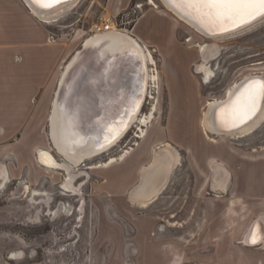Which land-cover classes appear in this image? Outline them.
Here are the masks:
<instances>
[{"label": "rangeland", "instance_id": "obj_1", "mask_svg": "<svg viewBox=\"0 0 264 264\" xmlns=\"http://www.w3.org/2000/svg\"><path fill=\"white\" fill-rule=\"evenodd\" d=\"M152 1L155 5L150 0H78L51 22L38 19L24 4L28 15L23 23L40 31V45L35 52H26L24 79L19 81L24 95L1 98L8 107L0 113V140L14 142V152H2L0 163L19 176L12 179L9 172L10 182L0 188V264H254L258 255L263 258L260 250L238 242L256 210L247 212L237 205L225 213L224 203L216 206L219 199L206 193L212 200L206 204L198 190L206 179L210 181L208 162L215 157L214 149L231 146L250 154L264 152V120L244 136L217 135L214 141L200 126L206 100L224 96L232 83L248 74L264 75V16L231 34L208 37L178 18L162 0ZM12 8L11 2L0 0L2 21L13 20L8 15ZM106 13L117 14L116 29L134 33L151 50L159 88L157 83L149 87L137 119L115 146L74 168L81 172L75 178L80 192L64 190L63 196L56 194L63 171L39 167L35 147L51 149L64 162L48 135L51 101L63 67L91 35V23ZM211 42L220 50L207 62L214 76L204 83L197 69L202 57L196 44ZM170 46L172 54L167 51ZM174 55L182 58L177 61L182 72L176 75L187 79L182 93L190 91L188 95L169 96L165 66ZM17 101L24 103L25 111L19 115L22 125L14 129L16 114L10 110ZM142 117L148 119L145 125L139 124ZM141 129L145 137L140 136ZM166 144L177 150L179 161L163 191L145 207L133 204L128 191L138 181L140 167L150 162L155 145ZM193 146L202 147L205 158L198 160ZM111 157L116 160L101 166ZM58 200L62 201L53 210ZM22 245L26 247L21 249ZM24 248L28 254L10 257Z\"/></svg>", "mask_w": 264, "mask_h": 264}, {"label": "bare ground", "instance_id": "obj_2", "mask_svg": "<svg viewBox=\"0 0 264 264\" xmlns=\"http://www.w3.org/2000/svg\"><path fill=\"white\" fill-rule=\"evenodd\" d=\"M77 1L78 0H70L68 2H64V3L56 6V8L54 7V9H52L48 12H38L35 9L30 10V12L44 22H51V21L58 19L64 12L73 8L77 4ZM150 1L155 5V3L152 0H150ZM162 2L178 18H180L181 20H183L188 25L192 26L195 30L204 34L205 36H208V37L224 36V35L231 34L233 32L238 31V30H234L230 33H223V34H219V35L207 34V32H204V30H205V28L209 29L210 22L212 24L218 23V22L214 21L212 18H210L209 15H207L209 10L204 9V8L198 9L195 6H192L190 3V0H162ZM171 3H174V5L179 7V9L176 10L175 6ZM189 40H190V38H189ZM83 41H85V44L88 47V51H89L88 58L86 61L79 64V67H77L75 69V71L73 72L72 80L73 79L74 80H73V82H71L72 91L74 90L75 87H77V83H75L76 79H77V81H79V85H80L85 80V77L88 78V75H94L95 77H99L100 72H101V68H102V62L106 63L105 61L107 60V59L105 60V58L110 59V57H117V56L126 57L128 55V58L130 60H132L131 63H134V66H136L135 72L138 73V75H140L143 71V74H144L143 91H142L141 96L138 99H136L137 110L131 116V119L128 122V124L125 128V131H124V132H126L133 125V122L137 119V116L139 115V112L141 111V107L143 105V102L146 99V95L149 92V87L156 86V83H157V86L159 88L158 71L156 68H154L152 66V65H154V58H153L152 52L146 44H142L138 40V38L135 36L134 33H130L126 30H118V29H116L115 26H113V28L108 30V31L93 33L90 36L86 37ZM132 43L137 46V49L132 46ZM196 46L199 47L198 51L202 57V62L199 65H197V69H201L202 81L204 83H207L214 76V69L210 68L207 65V62L209 60L216 58V56L219 54L220 48L218 45H216V43H213V42H211V43H197ZM129 53H131V54L129 55ZM68 61L61 71L59 80H61L62 75H63L62 76V80H63L64 68H67V66L69 64ZM142 63L144 65V67L142 66ZM254 75H259V76L263 77V79H264L263 74H248L242 78H245L247 76H254ZM241 79L236 80L234 83H232L228 87V89L226 90L224 96L216 97V98H212V99L210 98V99L206 100V102L204 104V110H203L201 118H200V126H201L203 132L212 141H214V139H215L214 137L217 135H221V136H227L228 135L231 138H238V137L244 136V135L250 133L251 131H253L259 125V123L264 120V106H263L262 110H260V112L254 118V120L252 122H249L248 124H245V126L240 128L237 132H227L224 134H214L212 132V130H211L212 128H211L210 122L208 120L209 108L215 102H218L219 100H222L226 96H228L230 94V92L233 90V88L237 85V83ZM81 86H82V84H81ZM68 92H70V91H68ZM258 98H259V95H257V97H256L255 107L257 105ZM52 104L54 105V107L51 111ZM57 104H58V102H56L54 100V95H53V98L51 101L50 112L48 115V120H49V116L52 112V114H51V122H52L51 132H53V140H54L55 144L52 142L51 143L53 145H55L56 149L62 154L64 162H59L58 159L56 158V156L54 155V153L51 151V149L46 148V147H42V146H36L35 152H36L37 157H38L37 165L39 167H42L45 169L57 168V169L62 170L64 173V176H65L64 180L62 182V188L67 192L68 191H73L74 193L80 192L79 189L75 185V178H76V176L80 175L81 172H78L79 173L78 174L77 172L74 171V168L78 169L79 166L82 165L85 160L94 157V155L96 153H98V151H97L98 148H96L95 151L92 150V142L91 141L85 142L82 134L79 131L73 129V127H72V125L74 123L77 124L78 121H76L75 119L69 120V118L65 114L66 108L63 107L64 104H62V105H59V104L57 105ZM155 108L156 107L153 106L152 110H150L151 111L149 113L150 117H151ZM253 109H251V111ZM228 113H227V115H224L225 118H227V117L231 118L234 116H237V117L239 116L235 110V106L230 111L229 116H228ZM147 121H148L147 118L142 117L139 119V124L145 125L147 123ZM143 130L144 129H141L140 136L145 137V133ZM123 133L118 135L117 140L123 135ZM153 150H154V154H153V157L151 158L150 162L148 164L140 167V175L138 177V181L128 191L129 192V200H131L133 204L140 205L142 207L147 206L148 203L152 201V199H151V198H153L152 196H155L157 193H159L162 190V188L165 186V184L168 180V174H169L170 170L173 167H175L179 161V154H178L177 150H175L169 144H166L162 147L160 145H155ZM126 152L127 151H125V153ZM120 157L122 158L123 155H121ZM115 160H116V158L111 157L108 162L101 164V166H107V165L111 164L112 162H114ZM215 164H223V163L221 161L217 160L215 157H212L209 160L208 165H209V168L211 170L210 179L213 178L214 175L216 174ZM165 168L168 169L167 172H165ZM36 174H37L36 176H38V172ZM165 174H166V179H165V182L162 184V186L157 190L155 188H153V187H156V183L159 182L160 177L164 176ZM215 177H217V176H215ZM10 180H11V177L9 175L8 168L5 166V164L0 163V188L4 187L6 185V183L10 182ZM217 181H219V180H217ZM222 181L223 182H221V184L219 186L225 185L226 182L224 180H222ZM21 183H23V182H21ZM212 187L214 188L216 186L213 185ZM148 190H149V193L147 194L146 192ZM46 194L49 195L50 193H46ZM144 197H147V199H145V200L142 199ZM231 201L234 204L235 201L234 200H231ZM263 226H264V221L263 222L262 221L256 222L254 227H252V224H251V228L249 230L250 233L247 234V237L243 240V244H246V242H245L246 240L258 241L261 237V232L263 231V229H262ZM261 242H262V240H259L254 245H258ZM23 255H24V250H21V249L10 253V257L13 259L14 258H20Z\"/></svg>", "mask_w": 264, "mask_h": 264}, {"label": "water", "instance_id": "obj_3", "mask_svg": "<svg viewBox=\"0 0 264 264\" xmlns=\"http://www.w3.org/2000/svg\"><path fill=\"white\" fill-rule=\"evenodd\" d=\"M22 1L29 8V10L35 9L38 12H48L54 9V7L56 8V6L70 0H54V2L47 6L33 3V0ZM171 4L174 5V3ZM174 6L176 10L179 9L176 5ZM263 16L264 15H255L254 18H249L245 22H237L236 25L226 24L223 28L219 23L212 24L210 22L209 29L205 28L204 32H207V34L210 35L230 33L234 30H240L250 26ZM132 46L137 49L135 44L132 43ZM88 53V47L86 46L85 41H83L80 48L75 50V52L71 55L67 68H64V77L62 80V75L61 80H59L57 84L54 93V100L58 102L59 105L64 104L63 107L66 108L65 114L69 120L75 119L78 121V123H74L72 127L82 134L85 142H92V150L95 151V149L98 148V153L92 157L95 158L106 153L113 146H115L116 143L119 142L118 140L124 137L127 132H124L125 128L130 121L131 116L137 110L136 99L141 96L143 91L144 74L143 71L140 75L135 72L136 66H134V63H131L132 60L128 58V55L126 57L117 56L110 57V59L105 58V60H107L105 61L106 63L102 62L100 76L95 77L94 75H88V78L85 77V80L81 83L82 86L81 84L79 85V81L76 79L75 83H77V87H75L72 91L71 82L74 80H72L73 72L77 67H79V64L87 60ZM130 54L131 53H129V55ZM142 66L144 67L143 63ZM253 81L264 83L263 77L259 75L242 78L228 96L218 102H215L209 108L208 120L214 134L237 132L240 128L245 126V124L252 122L260 110H262L264 106V95H259L257 105L248 113L247 119H242L239 116L231 118L224 117V115H227L228 112L230 113L232 108L235 106L234 102L237 97L241 93L245 92V90L249 87L250 82ZM53 107L54 105L52 104L51 111ZM51 114L48 120V135L50 137V141L54 143L53 132H51ZM122 133L123 135L117 140L118 135ZM53 146L56 148L55 145ZM215 169L216 174L210 179V183L214 186H219L221 182H223L222 180L226 181L227 168L223 164H215ZM167 170L168 169L165 168V172H167ZM166 174L160 177L159 182L156 183V187L153 188L157 190L162 186L165 182ZM146 193L148 194L149 190ZM261 221L260 216H257L254 218L252 227L255 226L256 222ZM262 229L263 231L261 232L259 240H262L264 235V226ZM258 241L246 240L245 242L247 245H254Z\"/></svg>", "mask_w": 264, "mask_h": 264}, {"label": "crops", "instance_id": "obj_4", "mask_svg": "<svg viewBox=\"0 0 264 264\" xmlns=\"http://www.w3.org/2000/svg\"><path fill=\"white\" fill-rule=\"evenodd\" d=\"M5 2H11L15 9L12 8L11 14L8 13V15L13 18L12 21H2L0 18V113L4 111V107H8V104H5L1 98L4 99V97L9 96L10 93H12V95L15 94L14 96L17 97H19V95H24L22 91L23 84L19 81L24 79L22 77H24L25 72V57L28 55L26 52H35L34 49L40 45V31L34 26L26 27L23 23V17L27 14L24 2H22V0H5ZM170 50H172L171 46L167 49L168 53H170ZM33 58H35L34 54ZM179 60H182V58L180 56L175 58L174 55V58H172L173 62L165 66L170 97H173L175 94L184 96L188 95L190 92L185 91L182 93L187 79L176 75L182 72V69L180 70L182 64L179 65V63H177ZM4 78H6L5 81H2ZM175 80L177 83L181 84V89L178 91L179 93H176ZM13 90L15 91L14 93ZM11 106L12 108L10 111L16 114L15 120L11 123V128L17 129L22 125V121H19V115L24 114V103L22 102L19 104L17 101ZM169 133L171 134L170 130ZM9 140L10 139L0 140V155L4 151H7L9 154L14 152L12 146L14 142ZM222 147L214 149V156L227 168L228 178H226L225 181V188L221 189L219 186L213 188L210 181L206 179L202 185L203 188H199L198 190L200 199L202 197L203 202L206 204L211 203V197L207 196L206 193L213 194L214 198L219 199L221 202L220 205V202L216 201V206L219 205L222 207V203H224L223 208H225V213L227 210H232L235 206L240 205L241 208L246 207L247 212H249V210H256V215L254 216H260L261 220L264 221V152L250 154L241 147L231 146L225 147L224 151ZM193 151H196L199 155L198 160H200V157L205 158L206 156L203 148L200 146L197 148L193 146ZM195 161H197V159ZM10 175L12 179L19 176H13L15 174H12V172H10ZM209 191L210 193H208ZM229 200L230 204H228ZM231 200L235 201L234 204ZM201 202L202 200H199L196 203L198 207H200L199 205ZM250 228L251 225L245 232L244 237L243 233L241 234L243 240L247 237V234L250 233ZM243 240L238 242L242 245H246L243 244ZM262 254L263 258L258 255V264H264V252H262Z\"/></svg>", "mask_w": 264, "mask_h": 264}, {"label": "snow or ice", "instance_id": "obj_5", "mask_svg": "<svg viewBox=\"0 0 264 264\" xmlns=\"http://www.w3.org/2000/svg\"><path fill=\"white\" fill-rule=\"evenodd\" d=\"M54 0H33L38 5H49ZM192 6L209 10L207 15L223 28L226 24L236 25L255 15H264V0H190ZM226 30V29H224ZM257 95H264V83L250 82L245 92L234 102L235 110L242 119L255 107Z\"/></svg>", "mask_w": 264, "mask_h": 264}, {"label": "built area", "instance_id": "obj_6", "mask_svg": "<svg viewBox=\"0 0 264 264\" xmlns=\"http://www.w3.org/2000/svg\"><path fill=\"white\" fill-rule=\"evenodd\" d=\"M117 14L115 13H106L99 16L98 19L91 23L89 28V35L96 32L108 31L113 28V26L118 27ZM126 29V28H121Z\"/></svg>", "mask_w": 264, "mask_h": 264}, {"label": "flooded vegetation", "instance_id": "obj_7", "mask_svg": "<svg viewBox=\"0 0 264 264\" xmlns=\"http://www.w3.org/2000/svg\"><path fill=\"white\" fill-rule=\"evenodd\" d=\"M87 177L86 178H84L81 182H86L87 181ZM83 183V184H84ZM61 184L59 183L57 186H60ZM166 187H167V185H166ZM165 187V188H166ZM164 188V189H165ZM56 190H58V192L56 191V194H60V195H63L64 196V194H65V191H64V189L63 188H59V187H57L56 188ZM163 191V190H162ZM70 192V191H69ZM208 193H210V191L208 192ZM70 194H73V192H70ZM70 196V195H69ZM72 196V195H71ZM62 200H58L57 201V203L55 204V206H54V208H53V210L56 208V206L58 205V203H60ZM257 217V216H256ZM255 217V218H256ZM254 220V218L252 219V221ZM252 221L247 225V227L245 228V230H244V232H243V235L245 234V232L248 230V228L250 227V225H251V223H252ZM264 235H263V237H262V242L260 243V244H258V245H243L244 247H246V249H250V250H260L261 252H264ZM23 247H26L25 245L23 246L22 245V247H21V249L23 248ZM18 250V249H17ZM24 251L27 253V251H26V249L24 248ZM28 254V253H27ZM258 262V260L256 259V261H255V263L254 264H258L257 263Z\"/></svg>", "mask_w": 264, "mask_h": 264}]
</instances>
